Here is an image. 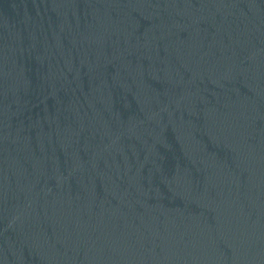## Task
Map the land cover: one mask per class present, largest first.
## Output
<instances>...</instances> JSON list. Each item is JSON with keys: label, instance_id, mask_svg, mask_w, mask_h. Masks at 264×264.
Masks as SVG:
<instances>
[{"label": "water", "instance_id": "95a60500", "mask_svg": "<svg viewBox=\"0 0 264 264\" xmlns=\"http://www.w3.org/2000/svg\"><path fill=\"white\" fill-rule=\"evenodd\" d=\"M0 264H264V0H0Z\"/></svg>", "mask_w": 264, "mask_h": 264}]
</instances>
